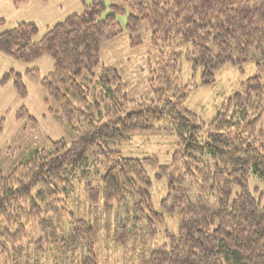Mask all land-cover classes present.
I'll use <instances>...</instances> for the list:
<instances>
[{
    "label": "trees",
    "instance_id": "trees-1",
    "mask_svg": "<svg viewBox=\"0 0 264 264\" xmlns=\"http://www.w3.org/2000/svg\"><path fill=\"white\" fill-rule=\"evenodd\" d=\"M29 2L12 0L16 8ZM129 6L127 31L148 24L160 51L151 98L130 100L120 72L100 60L102 45L123 33V7L94 0L42 36L25 21L0 32V53L14 61L51 58L47 75L38 68L26 75L57 103L52 109L46 101L49 114L73 133L71 143L49 140L11 174L0 171V264H99L104 231L115 244L130 245L133 255L140 252V264H264V205L249 186L258 178L264 196V0H140ZM252 60L258 74L210 124L187 109L199 72L200 84L210 86L224 66L241 68ZM186 62L193 84L182 79ZM8 84L28 98L21 73H5L0 86ZM25 108L15 119L37 121ZM4 124L2 118L0 132ZM136 134L175 135L180 149L173 163L123 157L115 147ZM146 162L168 181L162 208L178 216L177 233L161 230L166 217L154 207ZM94 166L96 175L103 167L98 186L87 180ZM77 181L85 182L86 215L69 202Z\"/></svg>",
    "mask_w": 264,
    "mask_h": 264
},
{
    "label": "rangeland",
    "instance_id": "rangeland-1",
    "mask_svg": "<svg viewBox=\"0 0 264 264\" xmlns=\"http://www.w3.org/2000/svg\"><path fill=\"white\" fill-rule=\"evenodd\" d=\"M94 0H51L44 3L41 0H31L18 11L8 12L4 18L5 24L0 32L13 28L16 18L20 22L26 21L24 16H30L40 31V36L47 29L74 13H81L85 5L92 4ZM107 7L120 6L126 9L125 13L118 15V22L123 29L118 37L106 41L100 51V60L108 68L118 70L126 86L127 95L130 100L140 98H151L153 96L150 82L153 78L152 69L156 68L160 60V51L151 41V33L148 24H142L137 32L127 31V19L130 13V4L140 0H102ZM6 4L9 5L7 2ZM5 4V5H6ZM60 5L62 8H60ZM62 9V10H61ZM64 14V15H63ZM63 15V17H62ZM58 17V19H56ZM140 44H137L139 43ZM136 43L137 45H134ZM38 68L41 74L47 75L53 68V61L49 56H44L37 63L27 65L14 61L10 57L0 54V77L10 70H15L23 75V80L28 88L27 99H20L12 84L0 87V120L5 118L3 132H0V171L9 175L20 164L29 160L36 150L48 148V141L63 140L71 143L73 133L69 125L64 121L53 117L48 112L49 107L58 109L57 103L51 100L46 91L42 90L39 83L26 75L28 69ZM99 71V70H98ZM192 69L189 63H184L182 79L185 84H193ZM258 74L257 64L252 60L241 68L228 64L216 73V81L210 86L201 83L200 72L196 75V86L192 88L186 102L189 111L198 115L206 124H210L218 109L236 91L242 89L243 83ZM26 107L28 114L37 121L25 118L22 121L15 119V112ZM123 157L146 159L156 157L159 163L170 166L173 156L179 151L178 138L171 134L160 135H134L130 143L115 147ZM145 169L152 180L150 189L152 201L157 212L166 217V225L161 230L169 229L173 233L178 232L179 218L176 214H168L162 208V201L168 194V181L166 178H158V168L151 162L145 163ZM102 167V166H101ZM103 173V167L100 168ZM100 174L96 175L95 166L87 174V180L94 185H99ZM85 182H76V191L70 197L69 202L76 214L86 215L90 205L84 189ZM250 190L261 198L264 205L263 185L261 181L252 177L250 179ZM91 215L86 216L90 218ZM95 216V215H94ZM105 220V219H104ZM99 248V264H140L139 253L133 255L131 246L123 248L115 244L113 236L104 231L101 234Z\"/></svg>",
    "mask_w": 264,
    "mask_h": 264
},
{
    "label": "crops",
    "instance_id": "crops-1",
    "mask_svg": "<svg viewBox=\"0 0 264 264\" xmlns=\"http://www.w3.org/2000/svg\"><path fill=\"white\" fill-rule=\"evenodd\" d=\"M42 1V0H41ZM9 3V5L8 4H6V3ZM30 2H31V0H30ZM29 2V3H30ZM43 2V1H42ZM28 3V4H29ZM6 4V5H5ZM27 4V5H28ZM24 6H26V5H24ZM7 7H9V8H11L13 11H18L19 9H21L22 7H20V8H16L14 5H13V3H12V0H0V20H3L4 21V24H5V20H4V18L7 16V13L8 12H12L10 9H8ZM60 8H62L61 7V5H60ZM62 10V9H61ZM64 15V14H63ZM63 15H62V17H63ZM30 16H24V18H21V19H24V20H26L25 22H28V21H32L33 19H31V18H29ZM56 19H58V17L56 18ZM20 22V19H18V18H16L15 19V21L13 22V23H16V24H18ZM24 22V21H23ZM2 26H0V28H1ZM1 54V53H0ZM5 74V73H4ZM3 74V75H4ZM2 75V76H3ZM2 76L0 77V80H1V78H2ZM9 85V84H8ZM7 85V86H8ZM0 87H2V86H0ZM6 87V86H5ZM16 113V112H15ZM14 113V114H15Z\"/></svg>",
    "mask_w": 264,
    "mask_h": 264
}]
</instances>
